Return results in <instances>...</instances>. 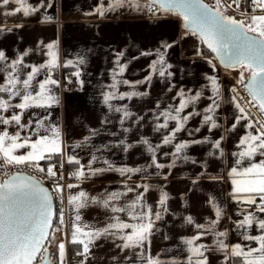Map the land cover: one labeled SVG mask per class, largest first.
Instances as JSON below:
<instances>
[{"label":"snow or ice","instance_id":"1","mask_svg":"<svg viewBox=\"0 0 264 264\" xmlns=\"http://www.w3.org/2000/svg\"><path fill=\"white\" fill-rule=\"evenodd\" d=\"M10 3L16 6L8 8ZM51 7L52 0H38L35 5L29 0H0L6 17L21 12L30 17ZM123 8L147 13L153 19L178 17L185 29L182 36L195 37L209 50L205 55L198 47L194 55L213 69L216 59L226 68L238 69L236 84L225 97L219 77L204 73V84L188 87L182 80L184 67L170 58L176 40L161 39L154 47H140L131 41L121 48L111 47V67L102 69L97 81L99 102L106 108L100 126L86 125V134L66 139L62 122L53 118V106L61 104V81L53 73L62 67L73 68L64 79L73 82L75 78V84L83 90L86 82L91 83L86 77L92 75L87 68L93 50L81 49L62 60L57 37L44 45L47 59L34 63L26 59L33 51L31 47L20 50L14 45L11 54L0 47V264H54L53 248L57 250L55 264H67L68 245L74 247L75 256L82 257L76 264H90L91 249L99 247L101 240L112 241L119 249L109 257V264H212L213 254H220V264H264V115H257L264 114V0H214V5L205 0H109L107 4L99 0L85 15L103 17ZM230 8L239 12V19L228 14ZM42 19L53 21L56 17L46 14ZM0 31L8 35L13 29L0 25ZM141 58L148 63L136 72L146 74L128 79L125 73L129 66ZM105 75L110 78L107 82ZM154 80L160 81L167 93L175 94L167 102L156 98L154 107L145 105L135 110L129 102L150 97ZM142 85L147 86L143 91ZM122 86L126 90H121ZM206 89L211 95L206 96ZM241 89L245 95L240 94ZM205 97L209 103L201 108ZM225 103L233 109L230 116L223 117L232 120L226 131L238 127L245 130L236 141L237 150L229 153L234 158L227 171L230 196L237 205L236 215L241 217L232 220L228 216L232 230L241 237L231 244L227 242L229 229L219 228L226 215L221 200L209 194L205 203L213 210L214 218L205 216L204 222L198 223L187 209L173 211L166 187L172 170L189 161L201 168L191 178L192 184L202 183L205 177L224 179L223 175L208 173L207 159L188 152L192 146L207 145L205 157L223 159L224 135L213 139L210 134H196L202 128L211 133L222 127L218 110ZM196 117L198 126H190ZM114 124L117 131H111ZM149 126L151 133L144 135ZM133 132L138 139L130 142ZM183 133L188 138H181ZM101 134L111 139L95 143L94 138ZM135 147L142 148L141 155L149 157L143 164L133 166L112 158L117 152L127 156ZM79 152L88 154L86 163ZM160 157H164L163 162ZM66 164L72 169L67 176L75 183L61 182L65 180ZM25 169H32L34 174ZM104 173H118L120 187H102L93 194L81 186L90 177ZM135 175L140 179L133 182ZM154 177L162 178L163 183H152ZM45 179L51 180V188L45 186ZM152 192L158 193L154 201ZM180 198L188 204L185 193H180ZM65 199L69 206L67 219ZM91 207L103 211L102 220L84 219V211ZM175 218H180L182 225L192 226L194 234L180 235L171 248L153 253L154 236L160 233L169 240L165 228L174 224Z\"/></svg>","mask_w":264,"mask_h":264},{"label":"crops","instance_id":"2","mask_svg":"<svg viewBox=\"0 0 264 264\" xmlns=\"http://www.w3.org/2000/svg\"><path fill=\"white\" fill-rule=\"evenodd\" d=\"M32 4L38 3V0H29ZM99 0H52L53 7L40 11L30 17H25L23 13H17L15 15L5 16L3 10L0 9V25L12 28L11 34L5 35L0 31V47H5L10 50L15 45L20 50L31 47L32 53L26 58L34 63H41L47 59V49L44 47L49 41L59 38V48L61 52V59L70 57L81 49L90 48L93 50L90 55V65L87 71L92 75L86 77L87 80H91V83H85L83 90L77 86L74 88L64 87V84L60 83L59 93L61 97V104L59 107L53 106V118L58 117L62 122L63 128L66 133V139H77L81 135L86 134V125L92 127L100 126V118L106 111V108L99 102L97 81L100 79L99 72L106 68L111 67V53L110 48H121L130 41L134 45L140 47H154L161 39L168 41L176 40L177 44L173 45L170 50V58L174 63H178L185 69V74L182 77L183 83L188 87H193L195 83L196 87L205 83L203 78L204 73L215 74L219 77V81L223 86L225 97L230 96V89L233 84H236L237 76L228 68L222 67L217 60L216 68L213 69L202 57L194 55V52L199 47L204 51L205 55L209 53L201 45L195 37L187 36L183 37L182 33L185 29L182 28L180 19L175 16L153 19L147 13H138L129 11L126 8L117 9L115 11L107 13L101 17L98 14L85 15V12L94 7ZM109 0H104L107 4ZM210 3H214V0H210ZM229 2V0H225ZM214 5V4H213ZM15 3H10L8 8L15 7ZM251 11V8H249ZM228 13L236 15L239 19V12L234 8L228 9ZM52 15L56 17L53 21L43 20L45 15ZM22 24L23 27H15ZM19 37H23L22 40ZM43 41V44H40ZM39 49V50H37ZM133 54L135 50L133 48ZM148 63V60L141 58L133 61L129 66V70L125 73L128 79H139L145 75L146 72H136V69H143ZM62 69L72 72L73 68H59L54 73V78L57 72ZM190 73V75H189ZM42 78V77H41ZM104 81H109V77L105 75ZM146 85H142L140 90L143 91ZM121 90H126V86H122ZM150 91V97H145L143 100L134 98L129 102L133 105L135 110H139L145 105L148 108L155 106L156 98H161L165 102L170 99V95L175 93H167L164 90V85L154 80ZM206 96L211 95L210 89H206ZM127 102V101H125ZM175 103H178L175 101ZM209 101L205 97L200 102L199 107L203 108ZM220 113V122L222 127L217 130L213 129L211 133L207 128H202L197 136L211 135L213 139L224 135L225 139L222 141V147L224 148L223 159L220 156L205 157V153L208 151L207 145H195L189 149L188 154L194 155L198 159H207L208 173L211 176L223 175V180H208L203 178V182H197V184L191 183V178L196 172L201 170L199 165H193L190 161L186 164H180L172 170L171 175L168 178L166 185L167 190L171 193L169 204L173 211H181L187 209L196 218L198 223L204 222L205 216L214 218V212L211 207L205 203L209 194L215 195L219 200L223 202L226 215L219 224V228H228V243H235L237 240H241L232 229V221L228 219V216H232V220L240 219L241 217L236 215L237 205L231 200L230 196V179L227 176L230 163L233 161L229 153L236 149V141L239 135L245 131L242 128L227 132L226 129L232 123L231 119L225 121L224 116H230L233 111L232 106L229 103L222 105L218 110ZM190 126L196 127L199 124V117L192 119ZM111 131H117V126L114 124L111 126ZM151 128L146 127L143 134L149 135ZM181 138H188L186 133L181 134ZM111 139L107 134H101L99 137H95V143L106 142ZM138 139V134L133 132L130 134L131 140ZM158 139V137L156 138ZM170 150V149H166ZM115 151V150H113ZM142 148L135 147L129 150L127 156L123 152H117L112 158L118 163L127 162L131 165L143 164L148 160V155H141ZM111 155V153H108ZM79 155L84 158L86 163L88 154L85 152H79ZM161 161H164V157H160ZM44 161H41V164ZM68 166V165H67ZM99 166V165H97ZM74 167V166H73ZM69 170H72L68 166ZM154 170V169H153ZM162 171H167L163 169ZM187 173L188 175H185ZM140 177L135 175L132 177V181L139 180ZM121 177L118 173H104L97 177H90L85 180L81 185L86 191L90 193H97L101 191L102 187H107L109 190L120 187ZM71 183H75L73 178L70 179ZM152 183H163L162 178H152ZM191 189V191H190ZM78 190V189H77ZM68 191V190H67ZM67 193V192H66ZM180 193H185L188 199V204L185 205L184 201L180 198ZM158 196V193L152 192L151 199L154 201ZM69 209V206H67ZM103 211L97 207H91L84 211V219L92 221L94 219H101L103 217ZM169 220L173 218L168 217ZM165 230L168 232L170 239H163L160 233H157L153 238L152 252L155 253L161 248H171L172 245L177 243L180 235L194 234L195 229L189 225H182L180 218H175V223L167 225ZM208 242L211 241V237H208ZM243 242V241H242ZM99 247H93L91 251L93 256L89 258L90 264H109V257L119 252V249L113 247L112 241H99ZM57 259V257H56ZM212 264H220V254H213L210 257ZM55 262V261H54Z\"/></svg>","mask_w":264,"mask_h":264},{"label":"built area","instance_id":"3","mask_svg":"<svg viewBox=\"0 0 264 264\" xmlns=\"http://www.w3.org/2000/svg\"><path fill=\"white\" fill-rule=\"evenodd\" d=\"M208 1H210V0H208ZM69 73H71V72L60 69V70L57 72L56 77L61 81V84L67 85L68 88H74V87L77 86V85L75 84V82H74V79H75V78H73V82H69V81H67L66 79H64V77H65L67 74H69ZM240 94H241V95H245V93H244V91H243L242 89L240 90ZM245 98H246V97H245ZM257 115H264V114L257 113ZM0 163H2V161H0ZM16 170H20V169H16V168H13V169H12V171H16ZM25 171H27L29 174H34L33 171H32V169H25ZM68 171H70V170H69V168H68V166H67V164H66V165H65V180H64V181H61L62 183H64V182H70V179H71L72 177H68V176H67V172H68ZM43 182H44V184H46L49 188L52 187V182H51V180H49V179H45ZM66 192H67V189H65V197H67V193H66ZM56 203H57V206H59V200H57ZM67 206H68L67 199H65V203H64L63 207H64V210H65V216H66V219L69 217V209H68ZM68 247H69V245L67 246V256H66L67 264H76V261L79 260V259H82V257L75 256V254L72 255V254L69 252V248H68Z\"/></svg>","mask_w":264,"mask_h":264},{"label":"trees","instance_id":"4","mask_svg":"<svg viewBox=\"0 0 264 264\" xmlns=\"http://www.w3.org/2000/svg\"><path fill=\"white\" fill-rule=\"evenodd\" d=\"M212 4V3H211ZM203 47L206 49V51L209 53V50L203 45ZM44 163V162H43ZM69 252L72 254V255H74L75 253H74V247L72 246V245H69ZM57 252V250L55 249H53V253H54V256H53V260L54 261H56L57 259H56V255H55V253Z\"/></svg>","mask_w":264,"mask_h":264},{"label":"rangeland","instance_id":"5","mask_svg":"<svg viewBox=\"0 0 264 264\" xmlns=\"http://www.w3.org/2000/svg\"><path fill=\"white\" fill-rule=\"evenodd\" d=\"M213 4H214V3H213ZM228 14H229V13H228ZM230 15H232V14H230ZM228 70L232 71V72L234 73L235 76L238 75V71H239L238 69H229V68H228ZM58 235H59V233H58ZM53 249L55 250V248H53ZM53 249H52V251H53Z\"/></svg>","mask_w":264,"mask_h":264},{"label":"water","instance_id":"6","mask_svg":"<svg viewBox=\"0 0 264 264\" xmlns=\"http://www.w3.org/2000/svg\"><path fill=\"white\" fill-rule=\"evenodd\" d=\"M205 2L206 3H209V4H211L208 0H205ZM206 47V46H205ZM207 48V47H206ZM217 61H218V63H219V60L218 59H216ZM220 64V63H219ZM222 67H224V65H222V64H220ZM226 68V67H225ZM45 186H47L46 184H45ZM54 264H55V262H54Z\"/></svg>","mask_w":264,"mask_h":264}]
</instances>
